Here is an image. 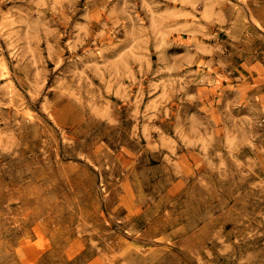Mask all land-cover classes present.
<instances>
[{
    "label": "rangeland",
    "instance_id": "rangeland-1",
    "mask_svg": "<svg viewBox=\"0 0 264 264\" xmlns=\"http://www.w3.org/2000/svg\"><path fill=\"white\" fill-rule=\"evenodd\" d=\"M0 264H264V0H0Z\"/></svg>",
    "mask_w": 264,
    "mask_h": 264
}]
</instances>
